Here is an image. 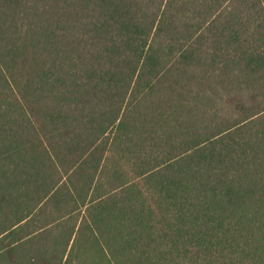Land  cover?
Segmentation results:
<instances>
[{"label":"trees","instance_id":"trees-1","mask_svg":"<svg viewBox=\"0 0 264 264\" xmlns=\"http://www.w3.org/2000/svg\"><path fill=\"white\" fill-rule=\"evenodd\" d=\"M0 264H264V0H0Z\"/></svg>","mask_w":264,"mask_h":264}]
</instances>
